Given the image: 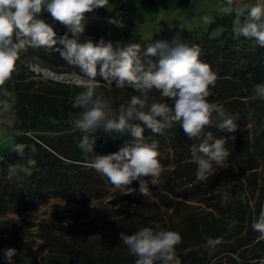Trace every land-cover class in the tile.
Instances as JSON below:
<instances>
[{
  "label": "clouds",
  "instance_id": "clouds-1",
  "mask_svg": "<svg viewBox=\"0 0 264 264\" xmlns=\"http://www.w3.org/2000/svg\"><path fill=\"white\" fill-rule=\"evenodd\" d=\"M108 5L109 0H0V91L8 96L4 86L16 71L21 53L29 48L54 50L82 73L77 79L83 91L75 95L72 103V107L80 111L70 114L69 120L82 134L77 145L82 152L94 153L97 140L94 134L101 130L128 134L131 138L118 152L95 155L90 165L107 177L114 190L126 193L127 189H133L129 187L133 181H139V193L145 197L151 195L149 180L145 177H150L151 184L157 185L162 169L158 160V141L147 142L145 128L162 135L177 124L190 139H200L199 144L193 143L189 150L197 165L196 178L207 181L217 172L214 166L228 167L226 162L231 153L225 148L226 139L214 138L211 131L205 133V128L215 126L229 133L237 130V117L229 114L223 105L208 100L216 74L209 64L201 61L200 47L181 41L178 36L172 43L153 40L147 44L144 57H155V61L141 58L138 43L115 47L112 41L103 39L99 43L91 40L79 43L85 32L87 14ZM45 11L67 29L58 39L53 26L39 18ZM220 11L224 15L235 12V36L254 40L264 48V0L254 3L221 0ZM202 20L205 24L213 22L210 16H204ZM109 23L124 26L117 19H109ZM58 44L62 47H56ZM98 75L109 86L129 87L140 95H133L126 104L121 103L113 109L110 100L96 92ZM152 90L158 91L162 98L172 100V105L155 102V97H152L154 102L149 103ZM252 99L264 100V83L253 85ZM3 107L7 109L6 101ZM25 147L16 144L12 150L23 156ZM28 164L35 165V161L29 160ZM15 176V166H9V178ZM223 199L226 201L227 195ZM235 224L236 221H232L229 227ZM252 228L260 234L258 240H264V209L252 223ZM120 239L129 254L136 258L135 264H181L175 254L181 236L159 225L143 227L131 235L121 232ZM209 244L213 242L209 240ZM16 254L15 248H6L2 252L6 264H13ZM259 264H264V259Z\"/></svg>",
  "mask_w": 264,
  "mask_h": 264
},
{
  "label": "rangeland",
  "instance_id": "rangeland-1",
  "mask_svg": "<svg viewBox=\"0 0 264 264\" xmlns=\"http://www.w3.org/2000/svg\"><path fill=\"white\" fill-rule=\"evenodd\" d=\"M121 1L123 0L109 1L108 7H102L89 13L85 26L96 28L100 34H120L123 38L120 46L125 45V39L146 41L154 37L166 38L177 30L193 31L198 36L211 37L219 36L226 31L235 36L233 33L235 12L232 15L222 14L221 0H138L141 3V17L130 19L123 23V27H117L109 23V19L118 20V13L114 7ZM204 16L212 17L213 22L205 24L202 20ZM39 18L53 26L57 39L66 33V27L59 22L55 23L46 11L42 12ZM68 35L72 38L71 34ZM88 40L99 43L101 38L82 34L78 42L84 43ZM140 55H143V51ZM58 67L66 68L61 64ZM29 69L33 71V75L23 84L31 91L57 92L68 97L83 91L77 79L79 75L54 72L49 68L38 67L34 64H30ZM235 85L243 88L247 95L250 94V91L244 88L243 83L238 80L216 79L215 86L210 90L213 94L217 91L228 93L229 87ZM95 88L97 94H102L104 98L114 103L128 102L133 95H140L139 92L129 87L116 88L100 85L98 82ZM149 97H155L156 102L167 103L169 106L173 103L170 99L162 98L156 90H152ZM241 99L248 102L249 96ZM225 100L218 98L213 103L221 104ZM5 101L8 105L7 109L3 107ZM5 101L0 105V117L14 114L15 121V90L13 88L8 91V99ZM262 117L259 122L260 127L264 125V111ZM18 132L19 130L13 128V125L9 127L4 122H0V155ZM41 133L46 136L56 134L48 130ZM252 134L253 127L248 121L233 135L251 138ZM165 135L168 157L159 160L161 169L162 171L173 170L178 174L169 188L163 185L161 171L157 185H152L151 178L145 177L149 180L150 196L145 197L139 193V181H133L129 186L136 191L127 189L126 194L118 189L114 190L105 176L94 171L101 176L102 182L97 191H92L86 200H66L59 196H50L46 201L20 214L14 213L9 205L6 210L0 209V247L2 249L15 248L16 255L28 258L31 264H58L59 260L56 259L66 258L68 255L59 253L54 242L56 240L70 242L71 238H75L81 247L93 255L111 258L118 254H128V248L120 239L121 232L131 235L124 222L127 216L131 219L136 231L143 227L159 225L163 229L178 233L181 240L188 242L196 240L192 236L195 222L202 228L207 226L208 231H202V239L205 242H209L210 236L214 234L223 238L222 241H229L242 234L246 228L247 210H250L253 220L259 217H256L253 212V206L258 196L260 177L264 175V171L260 169L261 165L249 168L230 155L226 162L228 167L214 166L217 172L210 177L216 182L198 191L194 186L198 179L196 178L197 165L192 161L189 150L191 143L188 140L183 141L182 151L175 152L172 147L173 141L167 137L168 134ZM19 166L22 170L25 169ZM0 170L8 173L9 167H0ZM220 183L246 198L248 208L244 214L238 202L228 198L230 191L223 192L218 198L220 195L216 194L221 186ZM225 195H227L226 201L223 199ZM92 207L99 208L100 214L91 215L89 208ZM261 209H264V194ZM232 221H236V224L229 227ZM196 246L192 245L184 250H190ZM189 258L192 264L197 263L194 258ZM225 260V258L222 260L224 264H228ZM236 260L235 264H241L238 259Z\"/></svg>",
  "mask_w": 264,
  "mask_h": 264
},
{
  "label": "trees",
  "instance_id": "trees-1",
  "mask_svg": "<svg viewBox=\"0 0 264 264\" xmlns=\"http://www.w3.org/2000/svg\"><path fill=\"white\" fill-rule=\"evenodd\" d=\"M109 1L114 2L115 0ZM114 9L118 13V20L122 23L141 17V3L138 0H123ZM83 34L107 39L116 45H121L123 40L120 34H100L96 28L89 26H85ZM177 36L181 41L200 47L201 61L211 66L217 79L238 80L243 83L244 88L250 91V94L247 95L243 88L235 85L229 87L228 93L222 91H217L216 94L212 93L208 100L213 103L218 98L226 99L221 105L229 114L237 117L235 120L237 130L243 128L248 121L251 122L253 127L251 138L235 136L233 134L237 130L234 133H229L215 126L205 128L204 131L205 133L211 131L214 138H225V148L232 157L242 164L249 168L260 164L261 171H264V125L259 126V122L263 118L264 100L252 99L253 85L264 83V48L259 47L254 40L233 36L226 31H223L219 36L211 37L198 36L193 31L177 30L166 38L154 37L146 41L125 39V44L130 42L140 44L141 51H143L141 58L145 61L148 59L155 61V57H144V49L147 44L153 40L172 43L173 38ZM56 47H62V45L58 44ZM30 64L46 67L54 72H67L82 76L79 68L67 64L58 52L43 47L29 48L21 53L16 64V71L4 86L7 91L12 88L15 90L16 119L13 128L18 129L19 132L13 136L12 142L0 155V167L15 166L16 168V176L12 178H9V172L0 170V209L6 210L9 205L11 210L17 214L36 207L50 196H59L66 200H86L92 191H97L102 182L101 176L95 173V169L90 166L95 155L118 152L131 139L128 134L105 133L101 130L94 134L97 137L94 153H83L77 146L82 134L69 123L70 114L80 111V109L72 107L75 96L68 97L63 93L31 91L25 88L23 83L33 75V71L29 69ZM59 64L65 65L66 68H59ZM96 82L109 86L99 75L96 77ZM110 87L115 86L113 84ZM247 96H249L248 102L241 99ZM7 99L8 96L5 97L0 91V105ZM152 102L154 101L149 97V103ZM110 103L113 109L118 108L121 104ZM213 115L215 116V114ZM45 130L56 132V134L46 136L41 133ZM165 134H168L167 137L173 141L172 147L175 152L182 151V143L185 140H188L191 145L200 142L198 138L190 139L179 124L172 129L165 130L162 135L153 134L151 130L145 128V140L147 142L158 141V160L168 157L164 141ZM231 135L235 137L234 140ZM16 144L26 145L23 156L12 150ZM33 147L35 151L32 150ZM233 147L236 148L233 149ZM29 160H34L35 165H29ZM19 165L27 171L22 170ZM162 173L163 185L169 188L178 174L173 170H164ZM213 182L216 180L210 177L207 181L198 180L194 186L196 190L200 191ZM220 185L216 194L220 195L218 198L223 192L230 191L228 198L236 200L244 214L248 208L246 198L239 192L227 188L224 184L220 183ZM263 194L264 175H261L258 196L253 206L256 217L261 211ZM89 211L91 215L100 214L97 207L89 208ZM250 213V210H247L246 228L242 234L229 241H222L223 238L214 234L209 238L213 242L211 245L202 239V231L207 232V226L202 228L195 222L192 231V236L196 238L195 242L181 240L175 248V254L181 260V264H192L189 257L194 258L196 264H224L223 258L228 264H235L236 259L241 264H259L260 260L264 259V240H258L260 234L252 228L255 219L251 218ZM124 222L131 234L136 232L128 216ZM217 240L220 241L218 244L215 243ZM54 245L59 253L68 255L66 258L56 259L59 260L58 264H135L136 258L129 253L118 254L111 258L93 255L81 247L75 238H71L70 242L56 240ZM192 245L197 246L190 250H184ZM3 250L0 247V264H6L2 255ZM51 262L53 263V261ZM13 264L31 263L28 258L16 255L13 257Z\"/></svg>",
  "mask_w": 264,
  "mask_h": 264
},
{
  "label": "water",
  "instance_id": "water-1",
  "mask_svg": "<svg viewBox=\"0 0 264 264\" xmlns=\"http://www.w3.org/2000/svg\"><path fill=\"white\" fill-rule=\"evenodd\" d=\"M247 3H254L255 0H245ZM14 114H7L5 116L0 117V122H4L7 126L11 127L14 121Z\"/></svg>",
  "mask_w": 264,
  "mask_h": 264
},
{
  "label": "bare ground",
  "instance_id": "bare-ground-1",
  "mask_svg": "<svg viewBox=\"0 0 264 264\" xmlns=\"http://www.w3.org/2000/svg\"><path fill=\"white\" fill-rule=\"evenodd\" d=\"M58 76V75H57ZM78 76V75H77ZM63 77H64V74H63ZM76 78V77H75Z\"/></svg>",
  "mask_w": 264,
  "mask_h": 264
}]
</instances>
